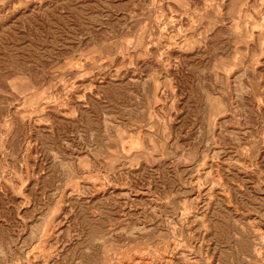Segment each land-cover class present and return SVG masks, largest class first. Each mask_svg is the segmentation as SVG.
Returning <instances> with one entry per match:
<instances>
[{
	"label": "rangeland",
	"instance_id": "obj_1",
	"mask_svg": "<svg viewBox=\"0 0 264 264\" xmlns=\"http://www.w3.org/2000/svg\"><path fill=\"white\" fill-rule=\"evenodd\" d=\"M0 264H264V0H0Z\"/></svg>",
	"mask_w": 264,
	"mask_h": 264
}]
</instances>
